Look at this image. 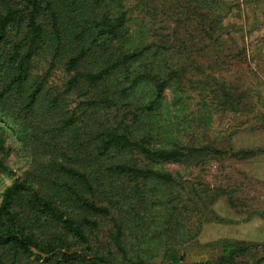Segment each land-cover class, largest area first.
<instances>
[{
  "label": "trees",
  "instance_id": "trees-1",
  "mask_svg": "<svg viewBox=\"0 0 264 264\" xmlns=\"http://www.w3.org/2000/svg\"><path fill=\"white\" fill-rule=\"evenodd\" d=\"M227 13L224 0H0V176L11 178L0 264L264 261V243L219 239L211 258L184 262L199 222L221 220L210 208L219 192L162 167L255 153L203 137L214 112L261 100L215 73ZM36 59L42 74H32ZM56 68L58 91L47 85ZM6 129L28 157L17 176L4 161Z\"/></svg>",
  "mask_w": 264,
  "mask_h": 264
},
{
  "label": "rangeland",
  "instance_id": "rangeland-1",
  "mask_svg": "<svg viewBox=\"0 0 264 264\" xmlns=\"http://www.w3.org/2000/svg\"><path fill=\"white\" fill-rule=\"evenodd\" d=\"M224 1L228 7L223 17L227 34L222 36L226 52L222 57L223 67L217 68L215 73L228 81L237 93L244 91L246 98L252 95L253 87L257 88L261 100L254 102L253 111L214 112L202 126L203 137L216 138L218 145L226 144L233 150L253 149L255 153L243 159H211L198 167L163 164L164 169L178 170L184 181L201 183L219 192L210 208L221 220L199 222L198 232L182 245L186 263L214 256L218 249L212 243L219 239L264 243V120L259 122L258 119V115H264V0ZM127 25L130 31L135 29L131 23ZM198 61L203 64L206 59L202 55ZM45 68L46 60L36 59L32 74H42ZM63 77L62 71L56 68L50 72L47 85L58 91ZM163 97L168 100V90ZM193 116L197 117L189 113L185 119ZM200 130L196 127L189 133L198 134ZM2 135L6 147L4 161L14 176L20 175L28 166L27 153L8 129ZM10 181L11 178L0 176V193ZM108 227V222L103 223L99 233L104 236ZM159 261V257H154L148 263Z\"/></svg>",
  "mask_w": 264,
  "mask_h": 264
}]
</instances>
